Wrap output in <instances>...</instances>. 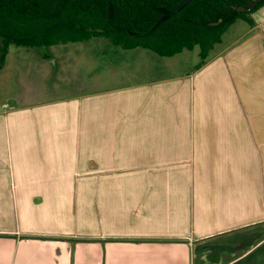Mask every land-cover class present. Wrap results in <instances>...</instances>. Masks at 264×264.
<instances>
[{
	"label": "crops",
	"instance_id": "crops-1",
	"mask_svg": "<svg viewBox=\"0 0 264 264\" xmlns=\"http://www.w3.org/2000/svg\"><path fill=\"white\" fill-rule=\"evenodd\" d=\"M251 17L197 69L4 102L0 264H264V6Z\"/></svg>",
	"mask_w": 264,
	"mask_h": 264
},
{
	"label": "trees",
	"instance_id": "trees-1",
	"mask_svg": "<svg viewBox=\"0 0 264 264\" xmlns=\"http://www.w3.org/2000/svg\"><path fill=\"white\" fill-rule=\"evenodd\" d=\"M171 0H0V70L10 46L52 47L109 41L122 50L145 49L159 57H174L183 50L199 49L196 69L204 64L213 46L237 20L254 25L248 13H223L227 0H191L179 15L154 28L155 9ZM172 0V3H177ZM113 18H108V7ZM184 18V19H183ZM204 18V24L199 19ZM217 23V25H211Z\"/></svg>",
	"mask_w": 264,
	"mask_h": 264
},
{
	"label": "rangeland",
	"instance_id": "rangeland-1",
	"mask_svg": "<svg viewBox=\"0 0 264 264\" xmlns=\"http://www.w3.org/2000/svg\"><path fill=\"white\" fill-rule=\"evenodd\" d=\"M249 27L247 23L237 20L222 35V46L216 48L230 47L235 41L245 40L251 33ZM80 43H69L74 45L67 48L62 47L63 44L32 49L10 46L5 63L12 66L17 63L24 71L18 72L15 67L12 69L11 65H8L0 72V106L8 99L14 100L16 104L28 101L35 103L65 99L75 93L90 94L105 87L109 78L114 74L125 72V69L134 72V79L139 80L148 79L153 75L158 77L181 74L192 68L194 61L199 59L197 47L188 52L183 50L174 58H161L145 49L122 50L101 38ZM82 52L87 53L88 56L82 59ZM147 52H151V58L146 57L150 55ZM26 58L28 60L21 62ZM53 68H55L54 75L47 79L46 73ZM78 72L80 74L76 75ZM11 75L10 88L7 89L8 77ZM131 79L122 78V82L130 83ZM68 81L70 82L66 84ZM12 101L8 103L15 105Z\"/></svg>",
	"mask_w": 264,
	"mask_h": 264
},
{
	"label": "flooded vegetation",
	"instance_id": "flooded-vegetation-1",
	"mask_svg": "<svg viewBox=\"0 0 264 264\" xmlns=\"http://www.w3.org/2000/svg\"><path fill=\"white\" fill-rule=\"evenodd\" d=\"M178 2L172 3V0L169 2H166L165 6H161L155 9V12L158 14L156 23H158V21L162 18V17H166L165 20H163L161 23L171 19L173 20V18H178L179 19L183 16V15H179V12L186 7L188 4H190L191 0H177ZM188 1V2H187ZM257 0H227V2L224 4V10L223 13L225 16H231L234 12H241V13H248L251 12L253 9H255L257 6H259V4L255 5L252 9L251 6H253V4L256 2ZM187 2V4H185L183 6V4ZM183 6V7H182ZM158 9H164L166 12L165 13H160L157 10ZM113 11V10H112ZM184 19V18H183ZM111 20V19H110ZM204 18H200L199 19V23L200 24H204ZM155 23V25H156ZM160 24V23H159ZM158 24V25H159ZM154 25V28L157 27ZM211 25H217V23L211 24Z\"/></svg>",
	"mask_w": 264,
	"mask_h": 264
},
{
	"label": "water",
	"instance_id": "water-1",
	"mask_svg": "<svg viewBox=\"0 0 264 264\" xmlns=\"http://www.w3.org/2000/svg\"><path fill=\"white\" fill-rule=\"evenodd\" d=\"M262 1H263V0H257V1L253 4V6H251L250 9H252V8H253L255 5H257V4H260ZM187 2H188V1H187ZM187 2H185V3L183 4V6H184L185 4H187ZM183 6H182V7H183ZM157 11L160 12V13H165V12H166L164 9H158ZM108 18H109V19H112V18H113V11H112V7H111V6L108 7ZM165 18H166V17H162V18L158 21V23H156L155 26H157L159 23H161L163 20H165Z\"/></svg>",
	"mask_w": 264,
	"mask_h": 264
}]
</instances>
